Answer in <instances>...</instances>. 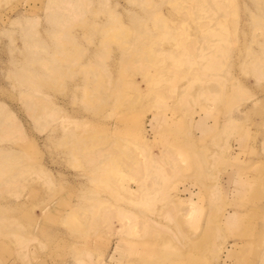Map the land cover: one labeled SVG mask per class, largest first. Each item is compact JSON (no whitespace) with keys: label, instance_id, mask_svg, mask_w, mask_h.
Returning a JSON list of instances; mask_svg holds the SVG:
<instances>
[{"label":"rangeland","instance_id":"374dc122","mask_svg":"<svg viewBox=\"0 0 264 264\" xmlns=\"http://www.w3.org/2000/svg\"><path fill=\"white\" fill-rule=\"evenodd\" d=\"M63 5L0 0V264H264V0Z\"/></svg>","mask_w":264,"mask_h":264},{"label":"bare ground","instance_id":"6f19581e","mask_svg":"<svg viewBox=\"0 0 264 264\" xmlns=\"http://www.w3.org/2000/svg\"><path fill=\"white\" fill-rule=\"evenodd\" d=\"M52 1V4H53V6H62L64 3H66L67 2V0H66V2L64 1V0H51ZM63 3V4H62ZM62 4V5H61ZM62 10L63 11H67V12H69V8H66V6L65 5H63L62 6ZM260 74V73H259ZM22 76V78L23 79H25V81H28L29 83H33V77L32 76H30L29 74H22L21 75ZM259 77H260V75H259ZM237 93H239V94H237V96L238 95H242V92H241V94H240V91H238L237 90ZM244 95V94H243ZM234 98H235V96H234ZM238 97H236V99H237ZM240 98V97H239ZM238 98V100H241V98L239 99ZM236 99H234V100H236ZM237 101V100H236ZM235 101V102H236ZM234 102V103H235ZM39 103H42V102H39ZM49 105V104H48ZM41 106H43L42 108H44L43 110H42V112H39V114H44V113H46V114H48V115H50V117H54L55 115H54V110L53 109H51L50 108V110H47L48 109V106H47V104H42ZM46 110V111H45ZM6 114H7V112H6ZM11 114H9L8 113V118H9V116H10ZM13 116V115H12ZM6 117V116H5ZM6 117V118H7ZM11 117V116H10ZM13 118V117H12ZM231 122H232V124H231V126L232 125H234L235 123L232 121V119L230 120ZM229 123V122H228ZM225 125H226V123H225ZM228 127H230V125L228 124ZM228 129V128H227ZM135 164H137V167L135 168V171L136 172H139V171H141V164H142V161L141 160H136L135 161ZM17 168V165H16V163H15V161H10V160H8V161H0V176L1 177H3L5 174L7 175L8 174V176L10 175V176H12V175H14L13 173H14V171H15V169ZM159 174L161 175V177H164L163 176V174H164V172H163V174H161V171H159ZM148 203V202H147ZM111 210H106L105 212H104V214H103V219H105V221H111V219L114 217L113 215H114V212H113V214H111V212H110ZM169 211V210H168ZM117 213H120V215H121V217H122V219L124 220V219H129L130 217L129 216H127V215H129V214H127L126 212H123V211H120V212H117ZM119 215V214H118ZM166 216H164V218L165 217H167V218H169V216L168 215H170V213L169 212H166V214H165ZM115 216H117L116 214H115ZM127 216V217H126ZM171 216V215H170ZM172 217V216H171ZM119 218H120V216H119ZM151 219V218H150ZM166 219V218H165ZM120 220H121V218H120ZM122 220V223H125L124 221ZM155 220V219H154ZM155 221H157V220H155ZM153 222V221H152ZM151 222V223H152ZM110 226V225H109ZM124 226V224H122V227ZM111 230V229H110ZM19 243L20 244H25V239L23 238V239H20V241H19ZM86 264H96L95 262H89V261H87L86 262ZM104 264V263H103ZM105 264H108V263H105Z\"/></svg>","mask_w":264,"mask_h":264}]
</instances>
